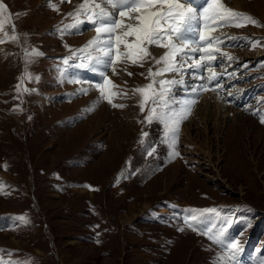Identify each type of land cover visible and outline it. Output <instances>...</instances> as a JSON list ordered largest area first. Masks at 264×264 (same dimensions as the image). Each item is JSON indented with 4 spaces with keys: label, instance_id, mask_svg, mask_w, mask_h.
I'll list each match as a JSON object with an SVG mask.
<instances>
[{
    "label": "rangeland",
    "instance_id": "374dc122",
    "mask_svg": "<svg viewBox=\"0 0 264 264\" xmlns=\"http://www.w3.org/2000/svg\"><path fill=\"white\" fill-rule=\"evenodd\" d=\"M243 1L240 10L223 0L264 26V0ZM0 2L12 14L5 31L12 35L14 24L18 37L0 43V264L264 262V255L251 253L264 249V234L257 235L264 225V124L259 119L264 114V44L250 47L252 40L264 42V27L220 28L218 33L236 35L221 40L222 52L214 53L219 72L211 64L215 77L222 76L221 92L213 79L209 90L195 93L197 103L205 95L210 101L195 103L182 120L179 156H173L164 124L145 117L152 107L162 115L180 110L186 100L179 97L180 87L192 82L182 75L195 68L188 66L191 61L178 75L155 78L156 90L161 79L178 81L171 85L167 107L149 100L142 113V97L132 91L151 82L149 68L162 67L151 58L143 67L118 64L115 75L107 69L118 86L114 91L127 94L113 102L125 107L97 104L100 94L93 84L101 76L90 78L87 70L86 80L81 70L87 53L79 51L85 34L91 40L96 33L57 30L73 23L68 13L80 0H51L58 12L49 0ZM158 49L150 48L157 58L164 52ZM33 50L42 55H32ZM202 82L207 84V77ZM82 89H88L86 95ZM216 95L221 112L211 100ZM170 98L179 103L175 108ZM189 209L197 210V231L184 223ZM204 209L216 211L199 215ZM246 220L251 230H245ZM241 238L238 248L244 249L231 261H219L228 244Z\"/></svg>",
    "mask_w": 264,
    "mask_h": 264
},
{
    "label": "snow or ice",
    "instance_id": "6c2138e0",
    "mask_svg": "<svg viewBox=\"0 0 264 264\" xmlns=\"http://www.w3.org/2000/svg\"><path fill=\"white\" fill-rule=\"evenodd\" d=\"M61 3H71V0H60ZM48 6L55 11L59 9L52 4L51 0ZM17 15H23L18 13ZM68 16L72 18L73 23L65 25L57 30L64 34L70 30H76L81 25L88 23L96 35L93 39L81 48V53H87L89 62L93 60L96 65L104 69H110L112 74H116V65L129 62L132 65L143 67L146 60L151 58L156 65H162L155 72L152 68L148 69V77L151 82L143 88L133 89V93H139L142 97L139 103L140 111L143 113L146 103L151 100L154 105L163 104L168 106V94L171 92V85L178 83L176 80H159V90L154 89L157 83L156 77L165 74H180L185 65L189 67H202L207 65V71L211 74L207 79L209 82L215 78V73L211 64L216 60L214 53L220 52V38L213 36V33L222 27H246L251 24L256 27H264L251 15L236 11L223 2V0H80L75 6L74 11L69 12ZM12 14L6 5L0 2V43L7 40L16 41L15 25L12 24V35L5 31V25L11 23ZM194 37V39L192 38ZM264 44L260 40H252L250 47L255 48ZM156 47L164 49L163 54L157 58L152 55L150 48ZM101 53L98 57L92 56V51ZM192 53V55H189ZM197 53L199 56L197 57ZM32 55L39 56L42 53L33 50ZM227 56L226 53H224ZM231 60V56H227ZM64 64L68 59L63 60ZM83 66V65H81ZM27 75V73H25ZM100 82L93 85L99 92L100 101H106L113 108H123V104H115L113 101L120 95H127L114 91L118 86L113 83L104 71H99ZM131 76V73H127ZM204 79V77H200ZM74 82L79 83V80ZM201 90H209L208 84L199 86ZM20 90V85H17ZM27 91V89H25ZM195 92L196 89L194 88ZM83 94H87L88 89H82ZM158 98V99H157ZM197 102L196 99L185 100L179 111L160 114L156 107L149 110L145 120L149 123L153 119L162 122L166 129V135L171 134L172 155L179 156L176 144L178 142L179 126L182 120L186 119L191 112V108ZM96 104L89 107L87 111H93ZM260 123L264 124V114L259 116ZM146 136L147 133H142ZM155 149L149 151V155ZM7 166L5 165V168ZM4 185L0 183V192ZM190 215L184 218V223L193 231H197L198 221L197 210H186ZM215 209H204L199 212L203 215L205 212H215ZM23 219V218H20ZM181 228L179 231H183ZM211 231V230H209ZM224 229L219 233L223 236ZM208 235V233H204ZM210 240L216 243H222L216 236L209 235ZM239 251L238 243L231 242L227 246L225 256L218 257L219 261H224L225 257L229 261ZM230 253V254H229ZM27 264V262H26ZM264 264V262H262Z\"/></svg>",
    "mask_w": 264,
    "mask_h": 264
},
{
    "label": "bare ground",
    "instance_id": "6f19581e",
    "mask_svg": "<svg viewBox=\"0 0 264 264\" xmlns=\"http://www.w3.org/2000/svg\"><path fill=\"white\" fill-rule=\"evenodd\" d=\"M233 1V6L235 7V8H238V9H240V10H242V6L241 5H243V4H245V2L243 1V0H232ZM201 2H203V0H201ZM83 26L84 27H79V29H81V30H83L85 27H87V24L85 23V24H83ZM220 29H218L216 32H214L213 33V36H215V37H219L220 38V41L221 40H223V42H227V41H229L230 40V38H232V36L233 35H235V34H225V33H218V31H219ZM76 31H78V30H76ZM85 32H87V34H90V28H86V30H85ZM229 32V31H228ZM227 32V33H228ZM95 36V35H94ZM94 36H92V39H93V37ZM236 36V35H235ZM193 39H194V37H192ZM88 41H89V38H88V40H87V42L85 43V44H87L88 43ZM220 48V52H222V49H221V47H219ZM160 50L161 49H158V51L160 52ZM164 50V49H163ZM220 52H219V54H220ZM94 53H96V52H94ZM94 53H92V55L94 56ZM218 53V52H217ZM163 54V53H162ZM189 55H192V53H189ZM196 55H198L199 56V53H197ZM219 60H220V58H219ZM85 61H87V60H85ZM87 62H89V61H87ZM94 61H92L91 63L89 62L88 63V67H89V69H88V74H87V76H89L90 78L93 76V78H96V77H98V76H100L99 74H98V72L99 71H104L105 73L107 72V69H104V68H102L101 66H99V65H97L96 67H92V63H93ZM189 63V62H188ZM190 64V63H189ZM218 64H219V61L218 62H214V67H216V70H217V72H219V70L217 69V66H218ZM187 65V64H186ZM185 65V66H186ZM213 67V68H214ZM185 68V67H184ZM185 71V73H186V71H188V70H184ZM190 71H191V73H189V75H182L183 77H186V78H188V76H189V78H192V82L190 83V85L187 83V81H185V82H183V83H187V85H183L182 87H180V89H183L182 90V93L181 94H179V97H180V99H181V97L183 98L184 97V95H185V97H186V100H191V99H193L192 97H194V95H195V93L197 92V91H204L205 92V90H201V88L199 87L200 85H203L204 83L202 82V79L200 78V77H204V79H205V77H209L211 74L207 71V65H205V66H202V67H199V68H190ZM195 75V78H193L194 77V75ZM216 74V73H215ZM178 75V74H177ZM99 78V77H98ZM101 79V78H100ZM99 79V80H100ZM168 80H173L171 77L170 78H168ZM174 80H175V77H174ZM182 80V79H181ZM191 80V79H190ZM183 83H179V84H183ZM207 84H208V87H209V84H210V82L208 81L207 82ZM214 84H215V87H216V89H215V91H219V94H220V92H221V84H222V76H221V78L220 79H218V77H215L214 78ZM189 85V87H187ZM196 89V91L194 92L193 91V89ZM185 93H187V94H185ZM209 97V95H205L201 100H199L200 102L199 103H197V104H199L198 106H200V105H202V103L204 102V101H210V100H207V98ZM211 97V96H210ZM214 98V99H213ZM211 100H213L214 102H215V104H214V110L216 111V112H221V99H220V96L219 95H216V97L214 96ZM169 100V99H168ZM170 101L171 102H173L174 103V108L179 104V103H176L175 104V102H176V99H174V98H170ZM183 101H185V100H182V102ZM179 102H180V100H179ZM182 107V106H181ZM180 107V108H181ZM167 112H169L168 110H167ZM227 112V111H226ZM184 135H186L185 134V132H184Z\"/></svg>",
    "mask_w": 264,
    "mask_h": 264
},
{
    "label": "trees",
    "instance_id": "16d2710c",
    "mask_svg": "<svg viewBox=\"0 0 264 264\" xmlns=\"http://www.w3.org/2000/svg\"><path fill=\"white\" fill-rule=\"evenodd\" d=\"M262 234H264V227L261 229L259 235H262Z\"/></svg>",
    "mask_w": 264,
    "mask_h": 264
}]
</instances>
